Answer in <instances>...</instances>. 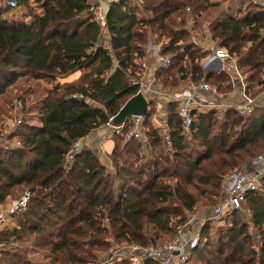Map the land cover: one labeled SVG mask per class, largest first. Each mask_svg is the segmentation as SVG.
I'll return each instance as SVG.
<instances>
[{"label": "trees", "instance_id": "trees-1", "mask_svg": "<svg viewBox=\"0 0 264 264\" xmlns=\"http://www.w3.org/2000/svg\"><path fill=\"white\" fill-rule=\"evenodd\" d=\"M17 1L28 9L33 22L12 24L15 10H0V97L22 82L30 85L78 72L85 75L78 85L22 91V105L17 108L22 123L11 133L0 132V206L31 193L27 206L12 215L18 228L2 231L0 244H32L49 253L52 264L90 263L108 246L104 242L108 233L120 244L161 247L158 243L168 236L173 239L188 223L203 189L215 192L219 204L225 178L264 153V107L261 114L254 108L249 116L228 110L225 123L219 126L217 111L196 114L191 136L186 138L177 105L171 102L163 129L170 135L172 152L161 131L152 125L148 129L154 116L150 109L144 122L148 145L127 140V120L122 134L113 136L111 171L87 149L66 170L64 159L73 144L108 125L138 94L133 80L147 56L149 34L158 41L167 40L161 44L160 56L172 62L155 77L163 87L205 80L218 89L231 90L226 73H205L203 63L211 52L186 42L190 35L186 23L177 24L175 18L189 10L198 20L219 6L211 0L114 3L107 16L111 46L107 49L104 30L89 13L94 0ZM34 3L42 5V15L35 14ZM207 25L216 50L225 49L237 60L248 88L264 86V8L251 4L240 19ZM32 95L37 97L31 99V111L26 109L25 97ZM154 105L152 101L150 108ZM16 140L20 147L3 148ZM263 187L264 178L262 191L247 196L259 242L236 211L217 239H207L202 250L207 260L198 257L199 263L264 264ZM18 250L3 252L0 264H31Z\"/></svg>", "mask_w": 264, "mask_h": 264}, {"label": "built area", "instance_id": "built-area-1", "mask_svg": "<svg viewBox=\"0 0 264 264\" xmlns=\"http://www.w3.org/2000/svg\"><path fill=\"white\" fill-rule=\"evenodd\" d=\"M122 0H94L89 8V13L93 20L98 23L103 30L106 29L107 16L109 7L121 2ZM6 7L11 10H18L20 8L17 0H6ZM216 60H229L232 64L237 65V60L230 56L229 52L225 49H218L215 53L210 55L203 68H207ZM170 57H161L160 64L163 68L168 69L171 65ZM148 66L143 64L141 73H139L133 85L139 88L138 93H142L146 98L151 97L154 94L151 84L146 81V72ZM64 84V83H62ZM211 93L214 96L222 98L223 95L219 92L218 88L205 80L197 82L189 81L184 85L181 91L169 94L170 103L173 102L177 105V116L182 122L183 134L186 138L191 136L192 126L196 118V114L203 113V94ZM244 93V101L241 104L232 103H220L211 105L210 109L213 111L221 112L222 110H233L242 116H249L254 112L255 100L248 98ZM78 98H83L79 96ZM21 102L18 103L17 108H21ZM113 119L111 118L108 125H112L114 135H120L125 128V124L120 127L113 125ZM143 117H131L129 119L130 130L126 135L127 140H135L139 144L148 145V138L144 132ZM22 123V119L18 121V125ZM164 141L166 147L172 152L171 139L168 132L164 133ZM20 142L16 140L12 144H3V148L7 151L20 147ZM83 140L77 141L73 144L70 152L64 159V168L68 170L71 164L75 160L77 154L82 150ZM264 178V153L256 157L250 163H247L244 167L234 169L222 182L221 185V201L214 208V214L216 217H223L225 214H232L236 211H240L247 204L248 194L259 191L263 186ZM31 193L26 192L19 200L13 201L7 211L0 212V224L4 222L6 213L13 215L17 211L27 206ZM187 225L179 228L174 238L161 247L148 246L142 247L138 245H131L130 259L132 264H145L146 262H153L156 264H185L188 260L189 251L193 249L198 241V238H189L186 234ZM16 243L13 247H18ZM1 247H6L4 244H0Z\"/></svg>", "mask_w": 264, "mask_h": 264}, {"label": "rangeland", "instance_id": "rangeland-1", "mask_svg": "<svg viewBox=\"0 0 264 264\" xmlns=\"http://www.w3.org/2000/svg\"><path fill=\"white\" fill-rule=\"evenodd\" d=\"M211 1L215 4H218L219 7L209 10L206 14H203L202 18H199L198 20H196L193 17L192 13L189 10L181 13L180 19L175 17L177 20L176 21L177 24H180V22L186 23L185 28H187V30L190 33L189 37L186 39V42L188 43L193 42L196 44L205 42L204 40L206 38L205 33L209 31V25H207L208 22L212 23L214 21L223 20L226 18L240 19L241 17H243L245 9L251 4H256L259 7L264 8V0H211ZM102 2H104V0H102ZM148 42L149 43L147 44V47L145 48V51L147 53V56L145 57L146 59L149 57L151 53L148 49L150 44L161 45L162 43L167 42V40L162 39L161 41H158L156 37H153L151 34H149ZM103 44L105 45V47H109V44H110V39L109 37L106 36L105 32H103ZM212 47H214L213 44L209 45V48H212ZM146 59L141 62V68H143V64H146L148 66V62L146 61ZM205 60H204V63H205ZM237 65L232 64V63L228 65L226 63L223 67L216 68L215 70H213V73H220L221 71H225L232 77L234 75L239 76V78L244 81V85L246 87L247 94L245 96L255 100V108H256L255 112L257 111L256 114L259 115L261 114V111H262L261 109H263L264 107V86L248 88V85L245 81L246 76L243 75V73L241 72V70L238 68ZM262 78L264 80V74L262 75ZM147 83L149 82L147 81ZM176 84L177 85L165 88L158 82V80L151 81V86H152V89L155 95L152 94L151 97H148L147 99L150 102L153 101L154 104L156 100H159V101L163 100V103H164L163 109L167 113L166 104L167 102L170 103L168 95L181 91V89L185 85L184 83H181V82H176ZM35 86L39 87L41 90L46 89L45 87L46 85L44 82H40L36 84L30 83V85L24 84L22 82L18 84L17 86L11 88L6 95L0 97V132L11 133L15 129V126H17L18 121L22 117L21 113H19L18 112L19 110L17 109V105L19 101H21L20 98L23 95L21 92L22 91L24 92V90L29 87L33 88ZM218 90L221 93H227V94L231 93V90L224 91L223 88L218 89ZM37 96H38V93H37ZM37 96L32 95V96L25 97L26 109L29 110V108L31 109V107H33L32 106L33 104L31 103V99L36 100ZM150 109L152 110L151 111L152 115L154 114L153 116L154 118L157 113V109H155V105L151 107ZM226 111H228V109L222 110L221 112H217V121L219 122L218 126L225 123L224 115ZM26 116L27 115H25V117ZM26 118L28 120H31V123H33L32 122L34 121L33 118L31 117H26ZM151 121H149L147 125L148 129H150V126L152 123ZM35 123L36 122H34L33 124ZM109 127H112V125H110ZM236 130L237 129H234V132L232 135H234ZM82 149H84L83 146H82ZM110 154H112V152ZM110 154H108V157L106 155L103 158V160H101V163L104 166L106 165V167L108 168L107 170L109 171L112 170ZM106 159H108L107 162H106ZM251 161H249L248 163H250ZM203 190L204 191L201 192L202 195L198 194V204L195 210L192 213L188 214L187 222L191 221V223L187 226L186 233L191 234L193 236L192 238H195V237L198 238V241L193 247V249H190L188 260L185 264H201L198 261V257H201V258L203 257L205 258V260H207V257L203 256L202 254V250H203L205 243L207 242V239L209 241H212L211 240L212 238L217 239V236L220 230H225L229 226L228 224L231 222L229 219V216L231 214L229 213L225 214L223 217L215 216L214 208H216V206L218 205L217 202L219 198H217V195H215V192H210L206 189H203ZM13 201L15 200L8 199L6 201L5 208L7 207L9 208L10 203ZM237 216L240 218V221H243V223L247 226L254 241L256 243L259 242V234L252 225V219L248 211L247 204L240 211H238ZM11 218H12V215H7L4 224L0 226V228H2L0 230H3V232L10 231L8 228L9 227L8 224ZM106 237L107 238L105 239L104 242L106 243V245H108L107 246L108 248L107 247L103 248V250L98 253V258L97 259L92 258L89 261L90 263L88 264H132L131 259H130L131 245L120 244L116 242L114 238L111 237V233L110 234L108 233ZM171 239H172L171 236L165 237L164 240H162L164 242L158 243V245L159 244L165 245ZM18 247H19V250L17 249ZM18 247L16 249L20 252V254H23L24 258L31 264H52L53 259L49 255V253H47L46 251L37 249L33 247L32 244H24V243L22 244L21 243L19 244ZM10 249H13V247L7 248L6 251L10 252ZM16 249H15V252H17ZM1 257L2 256L0 255V258ZM74 264H78V263H74Z\"/></svg>", "mask_w": 264, "mask_h": 264}, {"label": "crops", "instance_id": "crops-1", "mask_svg": "<svg viewBox=\"0 0 264 264\" xmlns=\"http://www.w3.org/2000/svg\"><path fill=\"white\" fill-rule=\"evenodd\" d=\"M5 7H6V0H0V10L4 9ZM32 8L35 11V14H38V15L43 14L42 5H36L34 3L32 5ZM10 22L12 24H31L33 22V19L30 17L29 11L27 8L20 7L18 10H16L14 12L13 17L10 19ZM104 32H105L106 36L109 37V39H110L108 31L104 30ZM205 35H206V38L204 39L205 42H202L198 45H200V47H202L204 50L210 51L211 52L210 55H212L213 53L216 52L215 43L212 42L211 34L209 31L207 33H205ZM211 44H213L214 47L209 48V45H211ZM106 48L111 49L110 44H109V47H106ZM148 49L151 53H150L149 57L147 58L148 60L145 58L146 61L148 62V69L146 72V80L151 84V81L156 80V78H155L156 73L162 68V66L160 64V58L162 57V56H160L161 45L150 44ZM207 58H206V60H207ZM226 63L228 65L231 64V62L229 60H222V61L216 60L210 66H208L207 68H204L206 74H216L217 75L220 73H226L230 78L229 85L231 86V93L227 94V93H221L219 91L223 95L222 98L214 96L211 93H204L202 102H203V105L206 107L202 108L201 111L203 113L208 112V111H213L210 109L211 105H213V104H220V103L226 102V103H232V104H238L239 105L244 101L243 95H244V93L247 94V91H246V87L244 85V81L241 80L239 78V76L234 75L232 77L231 75H229L225 71H221L220 73H213V70H215L216 68L223 67ZM84 75H85V73L82 74V73L78 72V73H76V74H74L68 78H65V79H57L55 81H49V82L47 81V82H44L46 85L45 87L47 89H52L55 86L64 87L66 85H78L83 80ZM62 83H64V84H62ZM156 95H157V93H156ZM154 100H155V98H154ZM163 104H164L163 100H160V101L156 100L155 101V109H157V113H156V116L153 118L151 125L155 130L161 131L164 134L165 131L163 128H165L166 112L163 109L164 108ZM168 104H170V103L167 102L166 107H168ZM109 126L110 125H105L103 127H100L99 129L94 130L89 135V137H87L86 139L83 140V148L95 152L99 156L100 160H103V158L106 155L108 157V154H110L114 149V139H113L114 130L112 127H109ZM107 161H108V159H106V162ZM7 208H5V205L0 206V212L7 211ZM7 215H9V214L6 213L5 220H6ZM11 219L9 220V224H8L9 227L8 228L10 231L16 230L18 228V225L15 224V220H13V219L11 220ZM5 220H4V222H5ZM4 222L1 223L0 226L2 224H4ZM0 229H2V228H0ZM2 231L3 230H0V233ZM186 234L189 238L193 237L191 234H188V233H186ZM10 247H13V246L10 245V246H6V247H1L0 248V255L3 252H6V249L10 248ZM10 252L11 253L15 252V248L13 247V249H10Z\"/></svg>", "mask_w": 264, "mask_h": 264}, {"label": "water", "instance_id": "water-1", "mask_svg": "<svg viewBox=\"0 0 264 264\" xmlns=\"http://www.w3.org/2000/svg\"><path fill=\"white\" fill-rule=\"evenodd\" d=\"M150 106L151 102L142 93H138L121 108L118 115L113 119V125L120 127L131 117L146 118L149 114Z\"/></svg>", "mask_w": 264, "mask_h": 264}]
</instances>
